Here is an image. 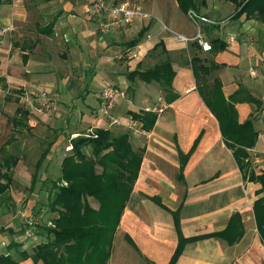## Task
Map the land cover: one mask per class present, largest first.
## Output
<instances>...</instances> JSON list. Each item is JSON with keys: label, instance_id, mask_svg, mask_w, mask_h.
I'll use <instances>...</instances> for the list:
<instances>
[{"label": "crops", "instance_id": "obj_1", "mask_svg": "<svg viewBox=\"0 0 264 264\" xmlns=\"http://www.w3.org/2000/svg\"><path fill=\"white\" fill-rule=\"evenodd\" d=\"M90 1L0 0V49L5 52L0 55V79H3L0 82V92L16 87L33 89L36 86H49L44 77L50 75L51 70L42 61L39 52L41 44L50 41L53 36L58 37L64 45V51L69 52L66 54H76L77 51L86 49V54L95 55L94 65L84 68L85 72L91 74L85 84V98L96 90L98 81H94V77L97 72L100 73L98 78L101 82L113 84L111 86L124 92L123 97L116 96L113 107V114L122 122L121 126L126 128L131 122L136 123L131 120L130 112L135 113L149 107L144 105L138 111L130 110L129 102L124 99L125 90L132 92L133 89L135 98L141 102L150 100V93L154 97L153 101H159L157 94L161 92L162 100L158 106L162 105L168 115L167 118L159 117L164 111L156 114L155 122L147 132L148 137L138 138L137 144H133L135 149L143 150L142 159L136 180L112 235L106 264H168L177 244L169 211H178V227L183 238L205 236L186 243L174 264H264V246L257 235L251 209L252 203L259 197L255 194L258 185L247 183L242 178L230 150L223 144L216 119L195 89L189 64L190 59L196 56L206 65H217L209 79L215 78L219 81L222 95L233 106L238 123L248 119L253 112V105L244 100L245 96L261 102L259 115L253 119L257 138L247 152L249 169L254 174L264 172V21L259 24L249 22L251 20H239L236 24L233 21L226 27L222 25L212 31L210 36L220 39L213 43H224L223 50L210 49L209 52H202L196 43H188L192 55L187 59L186 65L175 68L173 62L166 57L174 71L171 83L174 98L167 104L163 92L152 88L153 83L145 84L137 79L127 80V73L146 68H141V57L133 67H130L133 60L114 61V54L125 48V45L118 48L117 41L122 34L132 33L134 27L139 30L146 28L144 35L149 34L150 38L146 40L143 35L145 41L136 44L137 55L142 56L147 50L155 48V43L159 46L163 44L170 51L167 47L180 49L181 46L174 45L176 39L164 32L192 38L199 31V35L203 36L206 30L203 26L208 24H201L202 27L198 30V26L185 19V15L172 0L169 8L149 12L159 23L151 21L146 26L145 23L142 26L131 25L101 34L96 23L86 16ZM181 21H187L192 27H196V32L181 27ZM161 25L169 31L162 30ZM49 26L51 34L47 36ZM226 28H232V33H226L227 36L222 35L219 38L217 32ZM178 43L183 47L187 46V42ZM181 63L184 64L183 61ZM96 66L99 68L96 69ZM134 81L141 85L137 84V90L133 85L130 89V84ZM241 90L246 91L245 95L241 96ZM236 93V101L232 102L230 98ZM85 98L80 102L81 106L91 112L94 104L91 102L85 105ZM94 100L98 104L97 95ZM77 103L75 101L71 105L75 107ZM97 112L90 119L89 116L82 115L85 117V127L94 124L98 125L95 128L104 129L105 122ZM125 128L114 126L108 131H123ZM196 140L197 144L189 152ZM2 148L1 146L0 149ZM186 154L188 156L181 166L180 155ZM228 155L232 165L229 164ZM213 165L217 167L212 168ZM208 171L210 172L206 173ZM153 199L168 212L161 209ZM149 202L167 213L170 218L147 217L144 210ZM233 205L240 208L232 209ZM232 214L239 216L241 237L232 244L210 237L209 235L220 233L226 228Z\"/></svg>", "mask_w": 264, "mask_h": 264}, {"label": "trees", "instance_id": "obj_2", "mask_svg": "<svg viewBox=\"0 0 264 264\" xmlns=\"http://www.w3.org/2000/svg\"><path fill=\"white\" fill-rule=\"evenodd\" d=\"M118 1L116 4L121 3ZM177 9L186 15L188 10L197 12L198 6H204L205 0H173ZM228 2L234 7V19L243 16L244 20L264 21V0H219ZM47 36L51 34V26L47 27ZM146 28H141L131 40L125 42L130 48L143 38ZM210 49L223 50L224 43L209 42ZM156 47V46H155ZM195 89L202 102L217 121L224 146L247 183L257 184L255 194L259 196L251 206L255 229L261 244L264 246V172L254 174L249 169L248 149L252 148L257 132L253 128V117L238 123L236 112L223 97L220 83L211 78L210 73L217 68L216 64L206 65L196 56L189 61ZM174 77L168 59L153 66L126 74L128 81L137 79L145 84L153 83L164 94L167 104L173 100L171 83ZM230 98L236 101L235 96ZM244 100L259 109L261 102L245 96ZM132 121L139 124L147 133L153 126L156 114L144 111L130 112ZM28 110L21 106L15 108L10 119L11 131L20 133L28 128ZM77 135L69 140V153L64 155L58 168V176L49 182L45 197L46 211L53 215L50 219L52 227L46 228L48 240L40 242L25 251L15 252L16 260L11 254H0V264H20L29 260L31 264H106L111 248L112 235L128 200L132 185L136 180L142 159V149H132L126 133L112 136L110 131L96 128L93 136ZM197 140L193 143L191 152ZM47 146L41 151L36 163L35 172L47 156ZM87 148L88 152H83ZM188 152V153H189ZM0 201L8 192L12 181V169L18 159L0 149ZM186 155H180L181 166ZM180 166V167H181ZM34 177V176H33ZM87 199L96 202L93 209ZM153 201L163 210H168L157 200ZM177 244L168 264H174L184 245L205 236L185 239L178 227V211L170 212ZM242 235L239 216L232 214L226 228L220 233L209 235L223 239L228 244L234 243ZM15 246V245H14Z\"/></svg>", "mask_w": 264, "mask_h": 264}, {"label": "rangeland", "instance_id": "obj_3", "mask_svg": "<svg viewBox=\"0 0 264 264\" xmlns=\"http://www.w3.org/2000/svg\"><path fill=\"white\" fill-rule=\"evenodd\" d=\"M105 1L109 4H116L118 2L116 0ZM119 2H126L128 5L137 6L145 11L154 13L153 11H157L159 8H169L173 1L122 0ZM233 8L232 4L219 0H205L204 6H198V11L195 12V14L200 18V20L197 19L198 30L199 27H202L201 24H208V26H203L206 30L204 31V34L202 33L203 36L200 35L201 38L207 43H209V41H219L220 39L210 36L212 31L217 30L222 25L226 27L233 23V21V24H236L239 20H242L241 22H245L243 16L238 19H234L235 15ZM177 14L179 15V13ZM250 20L251 21L249 22L251 23H261L257 20ZM189 22L181 21L180 26L189 30L192 29L196 32L197 28L192 27ZM132 29V33H127L126 35L122 34V37L119 41H117L118 48L123 47L125 42L134 38L136 32L139 30V28L135 27ZM164 33L171 35L175 40L174 34L170 32L169 34L166 32ZM226 33H232V28H226L225 30L218 31L217 35L221 38L222 35L227 36L228 34ZM143 40L145 41V39L142 38L139 44ZM190 42L196 43L195 41H189L186 44L187 46L183 47L181 43L176 42L174 44L173 42L174 45L181 47L180 49L176 47H167L170 51L168 49L167 51L166 47H164L162 43L161 46L155 45L157 44L155 43V48L147 50L142 56L141 54L137 55V59L131 62L130 67L136 65L140 57L142 58V61L140 62V64H142L141 68L151 67L155 63L163 61L166 57L173 62L175 68L186 65L187 59H189L192 55V52L188 49V43ZM41 45L42 46H40L39 52L41 53L40 56L43 58L42 61L46 63L51 70V74L44 77L46 78L47 83H49V86H36L33 87V89H17L18 87H16L10 88L7 92H5V90L0 92V147L2 146L6 153L14 155L18 159L12 170V181L9 190L3 197V200L1 199L0 201V254L4 255L5 253H9L16 260H19V258L15 255V252H21L23 250L30 253V248L32 246L50 238V236H47L45 232L46 228L52 227L50 219L53 217L52 214L46 211L45 207V197L49 187V182L53 181L58 176L60 160L64 155L69 153L64 152V147L67 145L72 135H82L85 133L86 129L98 126L89 124V126L85 127L86 123L83 121V118H85L84 116H89L90 119L91 116L94 114L96 115V111H98V104L95 102L94 96H98L99 91L103 87L113 85H107L104 84V82H101V79L98 78L100 73L97 72L94 77V81H98L96 90H94L95 92H91L93 94L89 93L85 98L87 94V86H85V84L86 82L88 83L91 74L85 72L86 70L84 68L94 65L95 55L91 53L86 54V49H83L82 52L77 51L76 54H66L69 52L64 51V45L60 42L58 37L54 36L50 41ZM4 53L5 52L1 48L0 55H3ZM181 61H183L184 64H182ZM119 66H121V64ZM97 68L99 67L96 66V69ZM0 82H3V79H0ZM137 82L138 81H134L130 84V89L133 85V88L137 90V84H139ZM116 87H118V85ZM152 88L158 92L160 91L155 84H152ZM42 91L49 92L55 97V105L48 110L41 111L40 113L35 111L33 108H27L29 112L27 123L28 128L21 130L20 133L12 134L10 118L13 115L14 109L18 106L26 108L24 100H29L30 96L38 94ZM132 92L125 90L124 97V99L126 98L125 100H127L130 104V110L138 111L144 105L149 106L144 108H159L158 103L162 100L161 92L157 94L160 99L159 101H153L154 97L152 96V93H150V100L148 99L145 102L138 101ZM245 93L246 91L241 90L240 94L243 96ZM84 98L85 105L93 102L94 109H91V112H89V110H85L81 106L80 102ZM75 101L78 103L74 107L72 105L75 104ZM251 108L253 110L251 116L254 119L255 116L259 115V112L258 109L256 110L253 106H251ZM163 111L164 112L160 114L159 117L167 118V112L165 109ZM173 121L176 122L175 119ZM116 127L125 128L121 125ZM138 128L139 127L136 123L131 122L129 127H126L123 131L111 130L110 134L112 136L118 135L117 133L122 134V132L128 134L131 147L135 150L133 144H135V142L137 144V140H139L138 138H146L149 135L148 133L139 131ZM4 142H6L5 145L3 144ZM47 144L49 146V152L35 172V163L41 151L47 146ZM83 152L87 153L88 149L84 148ZM1 156L2 154L0 153V157ZM228 158L229 164L232 165L229 155ZM214 167H217V165L212 166V168ZM210 169L211 167L208 168V170ZM209 172L210 171L206 173ZM202 177L210 176L202 175ZM88 202L89 205L94 208L97 206L96 202L92 199H88ZM146 206L147 207L144 212L147 217L170 218L167 213L157 208L153 203L149 202ZM235 206L237 205H233L231 208H240ZM29 218L32 219L29 220ZM26 229H31L30 235H25ZM20 264H31V262L27 259L25 261H21ZM36 264L41 263L38 262Z\"/></svg>", "mask_w": 264, "mask_h": 264}, {"label": "built area", "instance_id": "obj_4", "mask_svg": "<svg viewBox=\"0 0 264 264\" xmlns=\"http://www.w3.org/2000/svg\"><path fill=\"white\" fill-rule=\"evenodd\" d=\"M86 16L89 19H92L97 26L98 31L101 34H107L114 30H118L120 28L129 27L131 25H138L144 26L149 24V22H158L157 18H155L149 12L141 9L137 6L128 5L126 2H121L118 4H109L105 0H91L86 8ZM186 18L197 27V19L200 20L199 16L195 14L194 11L188 10L186 12ZM162 30L169 31L164 25H161ZM175 36L177 42H189L195 41L199 46L202 52H209L210 45L203 41L199 35V32L192 38H186L180 34L172 33ZM144 38L148 40L150 38L149 34H145ZM137 46L134 45L130 48H122L118 50L113 59L117 62L122 61H131L137 58ZM116 96L123 97L124 92L118 90L113 86H105L103 87L98 94V113L100 117L105 122L104 129L108 130L111 127H116L122 125L119 118L113 114V107L114 101ZM25 107L33 108L35 111L40 113L43 110H48L52 108L55 103V97L49 92H39L38 94H34L30 96L29 100H24ZM157 109L152 108H144L142 111L153 112L155 114H160L163 112L164 107L162 105L158 106ZM129 127V126H128ZM139 127V124H138ZM96 129L95 127L89 128L85 131V137L93 136V131ZM139 131L143 132L140 127L138 128ZM145 133V132H144ZM73 136L72 138H74ZM71 149L70 145L64 148L65 151L69 152ZM30 220V219H29ZM31 225V224H30ZM31 229H26L25 235H30Z\"/></svg>", "mask_w": 264, "mask_h": 264}]
</instances>
